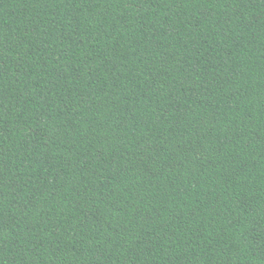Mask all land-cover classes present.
Returning a JSON list of instances; mask_svg holds the SVG:
<instances>
[{
    "label": "trees",
    "instance_id": "trees-1",
    "mask_svg": "<svg viewBox=\"0 0 264 264\" xmlns=\"http://www.w3.org/2000/svg\"><path fill=\"white\" fill-rule=\"evenodd\" d=\"M0 264H264V0H0Z\"/></svg>",
    "mask_w": 264,
    "mask_h": 264
}]
</instances>
